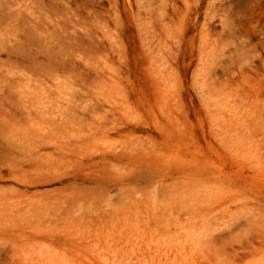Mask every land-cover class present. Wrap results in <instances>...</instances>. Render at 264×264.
Listing matches in <instances>:
<instances>
[{"label": "rangeland", "instance_id": "rangeland-1", "mask_svg": "<svg viewBox=\"0 0 264 264\" xmlns=\"http://www.w3.org/2000/svg\"><path fill=\"white\" fill-rule=\"evenodd\" d=\"M0 160L9 242L264 264V0H0Z\"/></svg>", "mask_w": 264, "mask_h": 264}, {"label": "bare ground", "instance_id": "bare-ground-1", "mask_svg": "<svg viewBox=\"0 0 264 264\" xmlns=\"http://www.w3.org/2000/svg\"><path fill=\"white\" fill-rule=\"evenodd\" d=\"M0 174L3 173L0 172ZM0 177V179H4L2 175ZM37 183V181L32 179L23 184V186L26 189V192H30L32 188L37 186ZM0 201L4 200L1 199ZM4 231L7 232L6 226L0 225V233ZM67 232L71 233L72 235L80 236L83 245L84 243L88 245L93 240H89L90 237L87 234L78 235L77 232ZM12 237H18L19 240L9 242L3 238H0V255L4 254L7 256L9 262L12 261L13 264H92L91 261L85 262L84 257H86L88 254L84 250H61L56 247L55 243L60 238V236L55 234V230L53 229L32 226L26 230H22L18 235L16 234ZM124 239L126 238H123L121 245L118 242H112L111 239H105L104 245L105 247L108 246L109 249L105 247L101 248L102 241L100 239H96L95 245L100 246L97 249L98 253L96 252V254L106 256V260L110 258L108 256L109 253H112L114 255L113 258L116 260H120V258H122L123 261L125 257L127 264H179V262H181L184 257L192 255L186 251V246L184 245L170 244L169 242H162L160 243L162 245H157V242L155 243L152 241L138 242L131 239ZM130 246H132L131 249ZM103 248H105V252L108 251L107 254H104ZM87 249H89V247L86 248V250ZM93 263L98 264L97 258Z\"/></svg>", "mask_w": 264, "mask_h": 264}]
</instances>
